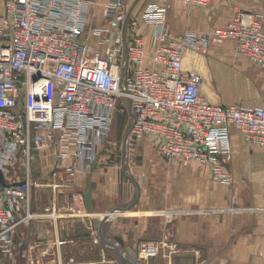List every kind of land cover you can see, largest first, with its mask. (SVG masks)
I'll return each mask as SVG.
<instances>
[{
    "label": "built area",
    "instance_id": "1",
    "mask_svg": "<svg viewBox=\"0 0 264 264\" xmlns=\"http://www.w3.org/2000/svg\"><path fill=\"white\" fill-rule=\"evenodd\" d=\"M179 1L204 7L212 0ZM92 2L0 0V252L9 258L16 227L56 218L51 206L33 209L34 187L55 190L90 171L114 115L129 107L130 137H148L172 164L206 166L225 185L232 183L231 126L264 148V104L211 103L201 93L202 76L181 67L184 48L202 51L232 39L264 75V13L234 7L223 26L171 35L165 4L148 2L133 14L128 0H105L107 26L92 30L93 43L87 35ZM140 21L152 25L150 65ZM34 159L47 163L39 180ZM161 245L139 241L136 251L149 258Z\"/></svg>",
    "mask_w": 264,
    "mask_h": 264
},
{
    "label": "crops",
    "instance_id": "2",
    "mask_svg": "<svg viewBox=\"0 0 264 264\" xmlns=\"http://www.w3.org/2000/svg\"><path fill=\"white\" fill-rule=\"evenodd\" d=\"M104 2L93 0L89 7L87 35L93 43L97 36L92 30L107 26L101 14ZM146 2L167 6L171 35L223 26L234 7L264 13V0H212L207 6L187 10L178 8L179 4L186 7L179 0H135L133 7L128 6L137 13ZM151 32L152 25L140 21L138 33L149 65ZM181 65L183 71L194 70L202 76L200 90L211 103L264 104V75L236 51L232 39L211 43L202 51L184 48ZM230 145V185L214 181L206 166L191 163L183 167L165 160L155 165L161 170L159 178L154 177V164L147 165L149 176L133 178L139 194L127 177L136 187L134 197L114 176L113 168L103 171L93 165L90 175H79L75 183L55 190L46 184L35 186L33 209L51 206L56 218L43 216L20 224L14 231L13 249L18 246L22 264H97L100 260L124 264L99 237L97 223L104 219L105 239L137 264H264V148L243 140L233 126ZM46 164L35 161L36 179ZM88 187L92 212L85 202ZM85 234L89 237L84 238ZM139 241L162 245L156 255L143 259L136 251Z\"/></svg>",
    "mask_w": 264,
    "mask_h": 264
},
{
    "label": "rangeland",
    "instance_id": "3",
    "mask_svg": "<svg viewBox=\"0 0 264 264\" xmlns=\"http://www.w3.org/2000/svg\"><path fill=\"white\" fill-rule=\"evenodd\" d=\"M130 1L131 2L129 3L128 0V5L133 7L136 4H134L135 0ZM146 3H144L137 12L141 11ZM187 7L199 8L198 6ZM187 7H182L180 4L178 5V8L182 10L189 9ZM133 14H136V12ZM146 64H148V62H146ZM130 124L131 116L128 110L118 112L114 115L107 136L104 139L101 148L96 155L95 161L93 163V168H98L103 171H106L107 168H113L114 176L121 180L125 188H129L130 197H134L136 195V187L125 175H123L121 170L122 147L124 138L127 134ZM34 160L37 161L38 159ZM164 161L165 159L159 156V154L152 146L148 137L144 136L143 138L140 137L139 139L130 136L128 137L125 144V154L123 158L124 168L127 175L136 180H140L144 176H149L146 170L147 165L154 164V177L159 178L161 170L156 169L157 167L155 165H157L158 163H163ZM43 162L45 161L39 160V164H42ZM31 166L34 172L35 162L34 164L32 162ZM17 168L18 167H16V169ZM87 173V175H90L89 172ZM163 175L164 174H162V176ZM18 176L19 178L22 177V167L18 170ZM16 248L17 249H15L12 255L13 258H9L3 252H0V261L2 264H22L20 260V252L18 251V246Z\"/></svg>",
    "mask_w": 264,
    "mask_h": 264
},
{
    "label": "water",
    "instance_id": "4",
    "mask_svg": "<svg viewBox=\"0 0 264 264\" xmlns=\"http://www.w3.org/2000/svg\"><path fill=\"white\" fill-rule=\"evenodd\" d=\"M38 77H39V75H36L33 78L36 79ZM129 113H130V115L132 117L133 115H132V110H131L130 107H129ZM129 136H130V129H128L127 134H126V136L124 138V142H123L122 157H121V168H122V171H123L124 175L126 177H128L129 179H131L137 185V187H138V194H139V186H138V183L132 177H130L129 175H127V173L125 172V168H124L123 158H124V154H125V144H126V141H127V139H128ZM0 181H1V183H4V179H3L1 173H0ZM15 184H18V185L19 184H22V181L16 182ZM85 202H86V206H87L89 212H92V207L90 205V187H88V189H87V191L85 193ZM129 207L130 206H127V207H116V208H114L112 210V212H114L117 209L118 210H125V209H128ZM103 220L104 219H102L99 223H97V230L99 232L100 239L104 243H106L107 245H110L112 248H114L116 256L119 257L120 259H122V261H124L126 264H137L134 261H131L130 259H127L113 242H110V241H108V240L105 239V236H104L103 231H102V223H103ZM0 264H2L1 261H0ZM109 264H119V262L113 261L112 263H109Z\"/></svg>",
    "mask_w": 264,
    "mask_h": 264
},
{
    "label": "flooded vegetation",
    "instance_id": "5",
    "mask_svg": "<svg viewBox=\"0 0 264 264\" xmlns=\"http://www.w3.org/2000/svg\"><path fill=\"white\" fill-rule=\"evenodd\" d=\"M83 233H85V232H83ZM84 238L85 237H89L88 235H82ZM97 264H109V263H106L105 261H102V260H100ZM119 264H121V263H119ZM123 264V263H122ZM124 264H126V263H124Z\"/></svg>",
    "mask_w": 264,
    "mask_h": 264
}]
</instances>
